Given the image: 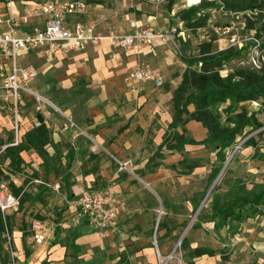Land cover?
I'll return each instance as SVG.
<instances>
[{
  "label": "crops",
  "instance_id": "1",
  "mask_svg": "<svg viewBox=\"0 0 264 264\" xmlns=\"http://www.w3.org/2000/svg\"><path fill=\"white\" fill-rule=\"evenodd\" d=\"M6 1L0 0V10L4 16L9 15L4 7ZM46 1L71 0H12L11 7L15 14L27 15ZM81 1L85 5L84 13L69 17L67 21L69 27L75 22H82L95 25L97 31L103 33L110 29L133 33L146 27L162 32L170 27H178L181 30V35H175L166 42L155 41L150 47L117 49L111 47L107 41H101L97 46H90L82 52L58 53L41 58L47 70L57 65L69 75L87 83L82 90L86 101L81 113L78 114L77 110L76 113L74 112L79 116L77 129L74 131L64 129L55 115H52L45 124L51 132L53 146L58 147L63 144L68 146V149L62 153L61 161L63 164L65 162L69 164L70 181L81 180L90 190L97 180L104 183L112 181L113 187L109 192L113 193L125 182H121L116 170L112 171L108 159L99 154H92V144L105 145V150L116 154V158L119 159L130 155L127 157L133 162L134 169H144L147 159H140L143 156L141 151L149 146L157 147L171 123L172 93L180 83L186 68L185 63L176 57V53L181 45L188 42L191 44L193 41L190 39L191 33L184 29L183 24L175 16L179 11V9L175 10L176 3L167 8L160 4L162 0ZM170 21H176L177 24H171ZM43 25V17H32L31 23L23 26L22 30L30 32L41 29ZM216 47L220 50L225 46H221L218 42ZM142 64L162 70L164 76L162 88L156 89L153 85L146 84L140 86L135 93L129 91L124 84V77L135 66ZM63 82L62 87L67 86L64 85L65 81ZM33 90L37 93L41 92L36 88ZM24 108L29 111L27 114ZM189 110L192 111L193 107H189ZM22 116L24 134L32 128V121L38 117L33 113V105L29 100L24 103ZM185 128L196 141L203 140L207 136L206 130L195 121H189ZM3 130L10 131L8 116L4 111L0 112V132ZM7 143L3 142L2 145ZM207 145L215 146L212 143ZM188 147L193 145L185 146ZM69 150L72 151L71 159L65 157ZM47 151L52 155L50 148ZM133 154L137 156H131ZM21 157L26 164L37 166L41 163L40 158L33 151L23 152ZM42 177L54 183L61 182L52 174L45 175L44 172H40L39 178ZM67 206L60 209L61 213L56 217L61 218L59 221H53L51 224L50 220L42 222L45 240L41 244H31L30 233L24 235L19 230L13 231V242L18 259L26 261L24 264H41L43 261L47 264H116L119 260V252L122 250L121 240L115 233L118 230L117 215L113 226L105 233H100L87 221L77 222L72 218L73 207ZM67 213H70V216L65 217ZM240 237L250 243L253 242L259 249L264 248V225H246L242 232L236 234L235 240ZM161 248L163 251L168 249L167 245ZM148 250L149 248L141 247L136 250V254L140 252L146 254ZM257 258L261 260L262 256L258 254Z\"/></svg>",
  "mask_w": 264,
  "mask_h": 264
},
{
  "label": "rangeland",
  "instance_id": "2",
  "mask_svg": "<svg viewBox=\"0 0 264 264\" xmlns=\"http://www.w3.org/2000/svg\"><path fill=\"white\" fill-rule=\"evenodd\" d=\"M168 1L162 0L160 4L168 8L170 7ZM175 3L177 11V9L181 10L197 5L199 0H178ZM208 15L209 19L204 28L197 29L193 33L189 31L190 39L193 42L179 47L176 57L180 61H183L185 56L197 54L198 44L196 43L211 39L215 41V44L219 42L221 46H225L228 38L221 34L219 27L223 28L232 24L234 29L231 33L237 38L254 37V31L245 28L244 19L239 14L236 17L225 10L212 9L208 10ZM248 15L251 16L250 13ZM170 23L177 24L176 21H170ZM248 42L250 41L247 40ZM22 63L32 64L39 71L32 84L33 88L40 90L41 95L62 110L76 125L78 114L81 113L82 106L86 101L82 90L87 83L75 78L76 76L69 75L57 65L47 70L43 60L35 57L32 53L23 54ZM240 65L248 67L246 60L242 64H234V66ZM63 81L67 86L62 87ZM261 103V100L247 102L244 103V106L249 113H258L261 109V113L257 114V119L264 125V107ZM24 110H26L25 114L29 112L25 108ZM75 110L78 112L77 116L74 114ZM216 111L220 116L221 123L225 124L228 114L223 112V106L218 107ZM55 117L60 120L61 127H63L65 121L57 115ZM230 117L232 116L230 115ZM72 130L74 131V129ZM262 130L264 127L258 131ZM185 136L192 138L187 130ZM10 138L11 131H1L0 147L3 142H9ZM246 138L248 137L238 138L234 147L226 151L223 163L217 161L214 145L188 147L185 148L187 150L184 149L181 152L161 151L158 154H154L156 149L154 146L142 150L143 156L140 159L146 158L147 162L150 161L149 169L146 168V164L144 169H134V164H132V173L117 175L121 178V182L125 183L111 193L120 205L116 218L118 230L115 232L116 237L121 240L122 250L119 252V257L126 256L131 264H160L156 257L155 243L162 255L163 264H187L189 261H193L195 264H264V248L259 249L253 242L245 241L241 237L235 240L236 234L242 232L246 225H264V215H250L251 211H248L247 219L241 222L229 221L228 229L223 228L217 231L213 229V222L210 219L212 202L220 203L230 197L237 179L241 180L248 189L252 188L254 183L264 181V162L252 158L255 150L243 146ZM255 142L256 149L261 153L264 152V133L255 136ZM89 144L91 143L89 142ZM49 148L52 155L57 153L59 156L60 153L62 156L68 146L63 144L54 147L52 144L47 147V149ZM92 154L104 156L110 161L112 171H115L116 166L113 158L117 155L107 152L105 145L98 146V151L92 152ZM125 156L122 157V160L130 159L127 157L130 155ZM131 156L136 157L137 155ZM227 160V165L223 169ZM0 163L1 165L5 164L2 160ZM161 163V166H157ZM65 164L66 162L63 165ZM37 168L38 171L42 169L40 164L37 165ZM217 168H220V171L215 174ZM32 171L33 167L31 163H28L24 172L16 176L18 183H22L23 179H26L23 187L27 200L22 206L18 205L16 210H9L4 214L6 227L10 231L5 230L2 233L5 258L1 264L26 263L19 259H15L13 263L11 261L10 249L16 251L13 231L19 230L24 235H28L31 234L33 221L50 220V224L53 221H59L61 218L56 217L61 213L60 209L70 205L74 200L72 187L79 183L85 185L81 180L70 181L69 187L57 181L60 186L57 192L45 185L46 183L54 184L53 181H49L45 177L41 178L45 184L30 183ZM112 184V181L104 183L97 180L95 186L91 188L94 191L109 192L113 187ZM207 194L209 195L206 197ZM66 196L69 197L66 198ZM202 202L200 211L194 216L197 210L194 208V204L199 203L200 205ZM67 216H70V213H67L65 217ZM179 239L180 247L178 246L174 254L175 257L168 259V254ZM25 240L27 241L28 238L26 237ZM31 241V244L35 245L32 238ZM163 245H167L166 251L161 248ZM141 247L149 248L146 254L143 252L136 254V250ZM196 248H204L209 252L197 258L192 257V251ZM258 254L262 256L261 260L257 258Z\"/></svg>",
  "mask_w": 264,
  "mask_h": 264
},
{
  "label": "trees",
  "instance_id": "3",
  "mask_svg": "<svg viewBox=\"0 0 264 264\" xmlns=\"http://www.w3.org/2000/svg\"><path fill=\"white\" fill-rule=\"evenodd\" d=\"M176 1L178 0H169L168 3L172 5ZM212 9L225 10L236 17L239 14L244 19L245 28L254 31L253 38L264 41V0H199V4L179 10L175 16L183 24L184 29L193 33L207 25L208 10ZM249 13L251 16L248 15ZM220 28L222 27L218 29ZM197 46V54L183 58L186 68L180 83L172 93L171 123L154 154L161 151L181 152L186 145L204 146L212 143L216 147L217 161L223 163L226 151L234 147L238 138L245 136L248 138L243 142V146L254 148L252 158L264 162V152L261 153L256 149L255 142V136L264 133V130L258 131L264 127L257 119L261 109L258 113H249L244 106V103L261 100L264 107V68L257 71L249 66H234L247 60L251 42H246L241 48L230 46L219 50L215 41L210 39L198 43ZM220 106H223V112L228 114L225 124L221 123L216 111ZM189 107H193V110L190 111ZM189 121L199 123L206 130V138L196 141L186 137L185 125ZM51 145V132L42 123L39 127L26 131L17 146L6 147L1 160L7 161L9 175H20L26 166L21 153L33 151L40 158L42 169L33 170L31 177L39 178V172H44L45 175L52 174L69 187L71 179L69 164L63 165L60 153L59 156L57 153L49 154L47 147ZM71 156L72 151L69 150L66 158L71 159ZM149 162L148 160L146 163L147 169ZM161 165L162 163L157 166ZM219 171L220 168L215 169V174ZM0 177L9 179V176L4 175L1 170ZM25 182L26 179H23L20 186L9 183L12 194L20 197V206L27 200L23 191ZM198 205L199 203H195L194 208L197 209ZM248 211H251L250 215H264V181L254 183L253 187L248 189L241 180L237 179L230 197L220 203L213 201L210 216L213 229L215 231L228 229L229 221L241 222L247 219ZM5 230L10 231L6 227L5 217L0 212V264L5 258L2 241V233ZM208 252L207 249L196 248L191 256L197 258ZM41 264L47 262L43 261ZM116 264H130V262L122 255ZM187 264L195 263L189 261Z\"/></svg>",
  "mask_w": 264,
  "mask_h": 264
},
{
  "label": "built area",
  "instance_id": "4",
  "mask_svg": "<svg viewBox=\"0 0 264 264\" xmlns=\"http://www.w3.org/2000/svg\"><path fill=\"white\" fill-rule=\"evenodd\" d=\"M12 0H7L4 7L9 15L4 16L0 10V112L4 111L9 120L11 138L10 141L0 147V161L3 151L8 146H17L23 138V107L29 100L33 105V113L37 115L31 127H39L42 123L57 115L65 121L64 129H77L75 123L62 110L55 106L41 94L32 88V83L38 76L37 69L31 64H22L21 55L32 53L37 58L51 57L58 53L82 52L88 47L97 46L101 41H107L111 47L117 49H138L142 46H152L155 41L166 42L175 35H181L178 27H170L167 31H155L152 28H141L133 33L108 30L99 32L93 24L75 22L68 26V18L84 13L85 5L81 0L71 1H46L39 8L32 10L27 15H17L12 11ZM32 17H43L44 25L41 29L23 32L22 27L31 23ZM234 25L220 28L222 35H226V47L241 48L248 41L251 46L248 50L246 63L253 70L264 68V41L258 38L239 39L231 34ZM124 84L129 91L136 92L140 86L153 85L154 88H162L164 76L162 70L150 65H137L125 77ZM89 139V138H88ZM90 140V139H89ZM92 152L98 151V146L92 144ZM116 173H132L130 159L113 158ZM5 163V162H4ZM33 170L38 171L32 164ZM0 170L9 179L0 177V212L4 214L9 210H16L19 205V196L10 191L9 183L20 186L16 176L9 175L7 163L1 165ZM30 183L43 184L40 178H30ZM45 184V183H44ZM52 190H59L57 183L45 184ZM24 191V188H23ZM74 200L70 203L73 207L72 218L77 222L87 221L100 233H105L113 226L120 205L117 199L107 191H91L82 183L72 187ZM35 244H41L45 240L44 227L41 221H33L31 234ZM156 257L161 261L162 255L154 243ZM180 243L176 244L167 258L172 259ZM12 263L18 259L16 251L10 249Z\"/></svg>",
  "mask_w": 264,
  "mask_h": 264
},
{
  "label": "water",
  "instance_id": "5",
  "mask_svg": "<svg viewBox=\"0 0 264 264\" xmlns=\"http://www.w3.org/2000/svg\"><path fill=\"white\" fill-rule=\"evenodd\" d=\"M227 162H228V160L225 162V165H224L223 169H224L225 166L227 165ZM223 169L221 170V172L223 171ZM208 195H209V194H207L206 197H207ZM202 204H203V202L198 206L197 210L195 211L194 216H196V214L200 211V209H201V207H202ZM179 243H180V239H179V241L177 242V244H179Z\"/></svg>",
  "mask_w": 264,
  "mask_h": 264
}]
</instances>
